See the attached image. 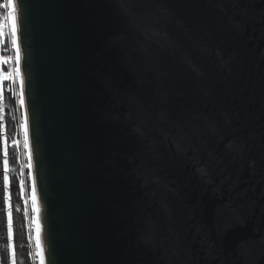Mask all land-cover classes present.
<instances>
[{
  "label": "water",
  "instance_id": "1",
  "mask_svg": "<svg viewBox=\"0 0 264 264\" xmlns=\"http://www.w3.org/2000/svg\"><path fill=\"white\" fill-rule=\"evenodd\" d=\"M44 264H264V0H15Z\"/></svg>",
  "mask_w": 264,
  "mask_h": 264
},
{
  "label": "rangeland",
  "instance_id": "2",
  "mask_svg": "<svg viewBox=\"0 0 264 264\" xmlns=\"http://www.w3.org/2000/svg\"><path fill=\"white\" fill-rule=\"evenodd\" d=\"M12 2V0H2L0 2V11L3 10L2 16L0 17V27L4 30V42L7 41V45L10 55V61L13 64L12 69L8 74H3L0 77V103L2 104L8 102L7 94L11 93L13 100L10 102V106L13 111V120L14 125H10L9 131L14 128L16 129V134L5 131L6 135H16L8 136L7 140L3 138L2 141V150L4 155V174L5 176V161H7V176H8V189H7V222L9 226V214L11 215V224H14V220H20L22 226V219L25 220V231L27 234V239L30 244V254L32 256L33 264L40 263V247H37V228H36V219L38 218L37 212L33 210V174L32 179L30 173V163L28 158V146H25V134L24 128L21 126L25 115L23 107H21L19 100L21 94V83L20 77H17V49L14 47L12 40V20L8 17L9 12H11L10 7H7ZM18 29V25H17ZM17 39V35H16ZM18 46V41L16 42ZM3 45V44H2ZM2 47V46H0ZM4 77H8L5 79ZM6 85V86H5ZM2 88H5L3 90ZM3 90V91H2ZM4 92V93H3ZM18 162V165L16 163ZM12 163L15 165L12 167ZM12 189V191H11ZM36 195V194H35ZM38 202V200H37ZM19 209L22 212H19ZM13 212V215L12 213ZM20 214V215H18ZM39 220V219H38ZM40 224V221H39Z\"/></svg>",
  "mask_w": 264,
  "mask_h": 264
},
{
  "label": "trees",
  "instance_id": "3",
  "mask_svg": "<svg viewBox=\"0 0 264 264\" xmlns=\"http://www.w3.org/2000/svg\"><path fill=\"white\" fill-rule=\"evenodd\" d=\"M2 0H0L1 2ZM3 10L0 11V17L2 16ZM0 32L3 33L0 36V77L1 75L8 74L13 67L10 61V51L5 39L4 42V30L0 27ZM3 44V45H2ZM6 86V85H5ZM5 90V88H2ZM1 90V89H0ZM2 90V91H3ZM4 93V92H3ZM8 102L0 103V264H33L32 256L30 254V244L27 239L25 231V220L22 219V226L20 220H14L12 224V239L9 241L8 236V222H7V206L5 201V187H4V155L2 150L3 138L7 140L8 136H16V129L9 131L10 125L13 120L12 107L9 105L13 100L11 93L7 94ZM14 115V114H13ZM5 131L13 133L12 135H6ZM15 164L12 163V167ZM18 165V162L16 163ZM12 191V189H11ZM19 212L22 215L21 210ZM13 215V212H11ZM20 215V214H18ZM11 243V247L9 244ZM37 264V263H36Z\"/></svg>",
  "mask_w": 264,
  "mask_h": 264
},
{
  "label": "snow or ice",
  "instance_id": "4",
  "mask_svg": "<svg viewBox=\"0 0 264 264\" xmlns=\"http://www.w3.org/2000/svg\"><path fill=\"white\" fill-rule=\"evenodd\" d=\"M7 7L11 8V12H9L8 17L11 18L12 20V43L13 46L16 47V12H17V5L14 2V0H12V2L7 5ZM3 33L0 32V36H2ZM17 53H19V50L17 49ZM17 65H19V54H17ZM16 75L17 77H20V70L19 67L17 66V70H16ZM5 79H7L8 77H4ZM20 83H21V94H20V100L19 103L21 105V107L24 106V97H23V78L20 77ZM24 128V134H25V146H27L28 144V139H27V117L25 116L24 121L21 125ZM7 161H5V176H4V187H5V201L7 202V189H8V176H7ZM32 201H33V210L34 212H38L39 209L37 208L36 204V196H35V184L33 185V197H32ZM36 228H37V247H40V238H39V231H40V224H39V220L38 218L36 219ZM8 236H9V241L11 242L12 239V224H11V215L9 214V226H8ZM9 247H11V243L9 244ZM42 261H43V257H41Z\"/></svg>",
  "mask_w": 264,
  "mask_h": 264
},
{
  "label": "bare ground",
  "instance_id": "5",
  "mask_svg": "<svg viewBox=\"0 0 264 264\" xmlns=\"http://www.w3.org/2000/svg\"><path fill=\"white\" fill-rule=\"evenodd\" d=\"M15 2V0H14ZM16 3V2H15ZM11 9V8H10ZM17 25H18V21H17V12H16V34L17 35V39H16V42L18 41L19 42V33H18V29H17ZM16 47L19 48V70H20V76L22 75V60H21V51H20V47H19V43H18V46H17V43H16ZM17 70V69H16ZM23 97L25 98V95H24V88H23ZM23 110H24V115L27 117V139H28V148H29V151H28V158H29V163H30V171L32 169V173H30V176H31V179H32V174H33V181H34V173H33V163H32V154H31V151H30V139H29V126H28V115H27V110H26V106H25V100H24V106H23ZM35 184V182L33 183ZM35 196H36V201L38 200V197H37V191H36V185H35ZM37 208L39 209V211L37 212V215H38V219L40 218V206H39V202H37L36 204ZM39 238H40V263L41 264H44V258H43V261L41 259V257H43V252H42V244H41V230L39 231Z\"/></svg>",
  "mask_w": 264,
  "mask_h": 264
}]
</instances>
